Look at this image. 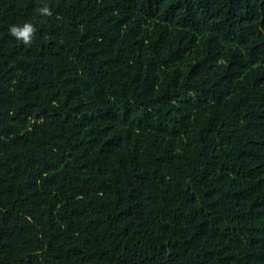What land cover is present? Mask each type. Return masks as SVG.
<instances>
[{
    "label": "trees",
    "instance_id": "1",
    "mask_svg": "<svg viewBox=\"0 0 264 264\" xmlns=\"http://www.w3.org/2000/svg\"><path fill=\"white\" fill-rule=\"evenodd\" d=\"M0 264H264V0H0Z\"/></svg>",
    "mask_w": 264,
    "mask_h": 264
},
{
    "label": "clouds",
    "instance_id": "2",
    "mask_svg": "<svg viewBox=\"0 0 264 264\" xmlns=\"http://www.w3.org/2000/svg\"><path fill=\"white\" fill-rule=\"evenodd\" d=\"M42 14L51 15L48 7H42L39 9ZM36 29L33 23L26 21L22 24H12L9 28L10 34L15 37L18 41L23 42L25 45L31 44L33 40V35Z\"/></svg>",
    "mask_w": 264,
    "mask_h": 264
}]
</instances>
